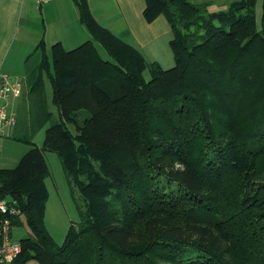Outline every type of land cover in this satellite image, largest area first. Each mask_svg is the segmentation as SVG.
<instances>
[{
    "label": "trees",
    "instance_id": "trees-1",
    "mask_svg": "<svg viewBox=\"0 0 264 264\" xmlns=\"http://www.w3.org/2000/svg\"><path fill=\"white\" fill-rule=\"evenodd\" d=\"M74 1L94 41L39 46L28 96L47 110L43 146L24 138L32 148L0 170L28 229L15 264H264V0L260 19L258 0H145L146 21L172 29L168 69ZM45 151L84 202L62 244L45 224Z\"/></svg>",
    "mask_w": 264,
    "mask_h": 264
},
{
    "label": "crops",
    "instance_id": "crops-1",
    "mask_svg": "<svg viewBox=\"0 0 264 264\" xmlns=\"http://www.w3.org/2000/svg\"><path fill=\"white\" fill-rule=\"evenodd\" d=\"M86 1L98 24L137 48L148 62L162 66L163 57L157 53H165L163 63H168L167 68L172 67L169 66L174 62L169 45L171 26L164 16H159L152 23L147 22L145 0ZM189 1L207 5L210 11H221L238 0ZM88 40L94 41L80 20L74 0H51L42 5L37 0H0V74L18 78L23 84L22 95L13 101L18 123H21L28 107L29 77L42 60L39 46L45 45L47 53L48 49L51 53V47L58 42L66 50H73ZM163 40L166 43L161 47L159 42ZM37 54L39 57H35Z\"/></svg>",
    "mask_w": 264,
    "mask_h": 264
},
{
    "label": "rangeland",
    "instance_id": "rangeland-1",
    "mask_svg": "<svg viewBox=\"0 0 264 264\" xmlns=\"http://www.w3.org/2000/svg\"><path fill=\"white\" fill-rule=\"evenodd\" d=\"M258 19L262 15V0H258L256 9ZM160 46H164L166 40L160 41ZM103 58L107 59L108 55L105 50L95 44ZM50 55V49H48ZM163 57L162 66L168 69V63H163L166 59L165 53H157ZM35 57H39L38 54ZM33 61V57H32ZM169 66H174V62ZM170 67V68H172ZM147 80L150 79L148 71L145 72ZM30 78V82H31ZM46 96L47 108L49 111L57 115V110L52 104V87L49 80L46 79ZM30 88V84L29 87ZM29 91V89H28ZM29 97V96H28ZM37 97H32L28 101V107L25 110V115L21 118V123L15 126V129L10 133L0 136V170L13 169L17 167L22 157L32 148V144L27 142L31 138L35 146L42 148L45 139L46 129L49 126L47 123V110L39 104ZM46 117L45 124L43 121ZM73 131L75 129L71 127ZM23 139H18V138ZM45 157L50 168V177L46 180L49 191L47 201L45 224L48 232L57 244H62L66 238L69 228L72 225L79 223L80 216L78 206L84 205L81 195L78 190H72L67 181V177L63 170L61 161L58 155L54 152L45 151ZM14 237L17 241H21L28 237V229L26 226H21L15 229ZM29 264H37L35 261Z\"/></svg>",
    "mask_w": 264,
    "mask_h": 264
},
{
    "label": "built area",
    "instance_id": "built-area-1",
    "mask_svg": "<svg viewBox=\"0 0 264 264\" xmlns=\"http://www.w3.org/2000/svg\"><path fill=\"white\" fill-rule=\"evenodd\" d=\"M51 0H37L39 5ZM20 79L0 74V136L10 133L18 124L13 101L22 95ZM21 210L15 203L0 198V264H15L22 254L21 241L14 237L15 224Z\"/></svg>",
    "mask_w": 264,
    "mask_h": 264
}]
</instances>
